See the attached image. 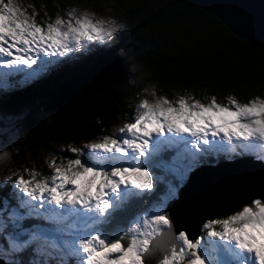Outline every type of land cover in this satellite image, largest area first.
<instances>
[{"label": "snow or ice", "instance_id": "6c2138e0", "mask_svg": "<svg viewBox=\"0 0 264 264\" xmlns=\"http://www.w3.org/2000/svg\"><path fill=\"white\" fill-rule=\"evenodd\" d=\"M38 15L35 5L0 0V91L35 81L122 28L75 7L55 19ZM17 73L23 78L10 82ZM151 96L113 134L69 146L73 157L59 163L51 159L48 175L38 179L25 168L28 178L11 181L0 196L6 264H264V198L206 221V237L177 230L169 208L209 156L264 161V96L240 102L229 95L226 103L169 99L154 89ZM10 156L0 149V163Z\"/></svg>", "mask_w": 264, "mask_h": 264}, {"label": "trees", "instance_id": "16d2710c", "mask_svg": "<svg viewBox=\"0 0 264 264\" xmlns=\"http://www.w3.org/2000/svg\"><path fill=\"white\" fill-rule=\"evenodd\" d=\"M29 1L39 13L37 20L55 19L68 9L64 0ZM85 1L117 3L130 27L119 31L106 47L94 44L91 54L74 57L78 62L75 67L61 62L54 73L48 71L49 75L31 82L33 86L0 91V126L13 125L18 137L10 156V171L15 173L8 178L7 187L0 188V196L11 187L16 170L25 178L28 174L23 169L35 170L42 174L37 177L41 179L50 172L47 154L57 155V160L73 157L65 150L69 146L83 147L98 136L113 134L142 99H153V89L169 99L191 95L202 102L211 96L223 103L229 95L240 102L264 96V49L233 34L213 12L194 1ZM104 53L114 54L124 66L117 83L98 86L80 100L69 98L55 107L42 103L45 91L66 82ZM12 79V83L18 81ZM224 160L220 154L213 155L203 164ZM226 185L219 186L220 190H232ZM159 190L163 191V185Z\"/></svg>", "mask_w": 264, "mask_h": 264}, {"label": "water", "instance_id": "95a60500", "mask_svg": "<svg viewBox=\"0 0 264 264\" xmlns=\"http://www.w3.org/2000/svg\"><path fill=\"white\" fill-rule=\"evenodd\" d=\"M192 1L199 4L204 9L213 12L216 17L221 20L222 23L233 34L247 41H251L252 43L264 49V0ZM123 70L124 66L122 65L121 60L117 56L111 53H104L100 57H98L96 61L84 67L81 71L76 73L72 78L68 79L66 82L55 85L45 91L42 96V103L48 107H55L56 105L63 104L64 102L69 100V98L71 100H80L81 98L85 97L87 95L86 92L91 89H95L98 86L99 88H101V86H108L112 83H117V81L122 75ZM92 80L98 83L94 87H91L90 84ZM84 82H87V85H85ZM53 91H55V93L53 94L51 101V94L49 93ZM221 168L224 169L225 173H239L234 176L252 175L258 180L256 181V184L261 185V188L252 191L256 194H252L247 197L245 196V199L242 200L241 203H239L240 206L248 202L250 198H264V162L258 159H253L251 156L245 155L232 160H226L215 164H206L199 166L190 175L191 178L193 174L197 173L195 177L191 178V180L189 179V183L187 182L184 187L181 188L179 193V199L176 201H172L170 205L174 202L181 201L184 198L185 193H191L198 186V176L204 173H208L210 175H215L216 173L218 174V171H220ZM240 170H242V172H239ZM187 184H189L188 186L191 187H185ZM182 203H180V205ZM239 207L233 208L220 215H214L211 218L202 219V221L197 224L194 228L196 229V235L194 236V238L200 235L201 226L205 221L224 217L230 212L238 210ZM178 227L177 230H184L187 232V230L181 228V226L180 228Z\"/></svg>", "mask_w": 264, "mask_h": 264}, {"label": "bare ground", "instance_id": "6f19581e", "mask_svg": "<svg viewBox=\"0 0 264 264\" xmlns=\"http://www.w3.org/2000/svg\"><path fill=\"white\" fill-rule=\"evenodd\" d=\"M92 81L90 83L91 87L98 84L97 82ZM84 84L87 85V82H84ZM218 172H222L221 175H218L217 173L215 175L201 174L203 176L198 179V181L201 180L198 186L191 193L188 192V194H183L184 198L181 200L183 203L181 201L174 202L169 207L170 209H174L172 214L176 222V226H181V228L187 230L191 237H193V228H195L196 225L202 221V219L211 218L216 213L223 214L233 208L239 207V203L245 199V196L247 197L252 194H256L252 191L261 188L260 184H256V181L258 180L252 175L234 176L239 173H225L222 168ZM239 172H242V170ZM196 174L197 173L193 174L191 178H194ZM225 184L228 185H226L227 188L231 187L232 190H220L221 187L219 186H223ZM188 185L189 184L185 187ZM180 203L182 204L180 205Z\"/></svg>", "mask_w": 264, "mask_h": 264}, {"label": "rangeland", "instance_id": "374dc122", "mask_svg": "<svg viewBox=\"0 0 264 264\" xmlns=\"http://www.w3.org/2000/svg\"><path fill=\"white\" fill-rule=\"evenodd\" d=\"M65 1V4H67L68 8L69 7H75L77 8L78 10H88L90 12H95L97 13L98 15H101V16H104V17H110V18H113L119 25H122V28H120L117 33L119 31H122L124 29H127L130 27V24L128 23V21L124 18L123 16V9L121 6H119L117 3L115 2H112V1H108V2H105V3H102V4H92L90 2H87L85 0H64ZM17 3L19 4H22L23 6H28V5H32L30 4V1L29 0H17ZM120 3V1L118 2ZM127 2L125 1L124 3L121 2V4H123V6L126 4ZM28 11L31 12V8H28ZM117 33L114 35L113 39H115ZM154 36H151L150 38H152ZM110 41L106 42L105 44L101 45L99 43H96L97 45H100L101 47H106L108 45ZM94 49L91 48V51H87L85 52V54H91V52L93 51ZM80 53H77L75 54L74 57H78ZM123 57H126V54L123 52L121 53ZM81 61V60H80ZM62 63H64L63 65H69L71 67H75V65L78 63L76 62V59L72 58V59H67V60H63L61 61ZM55 66H58V65H54L50 71L52 73H54V68ZM35 67V66H34ZM3 71H9L8 69H2ZM49 71V72H50ZM48 72V73H49ZM48 73H45L44 75H49ZM19 80H21L23 78V74L22 73H17L15 76L13 77H10V79L12 78H16ZM13 80V79H12ZM37 80V79H36ZM28 86H33L32 83H29L27 84ZM147 93H150L152 91V88H146ZM85 91V90H84ZM55 93V91L49 93L51 94V101H52V96L53 94ZM187 97H191V95H186ZM134 113V112H133ZM123 124V123H122ZM121 124V125H122ZM120 125V126H121ZM118 126V127H120ZM17 140H18V137H17V133H16V130H15V127L13 125H5L4 127H1L0 126V149H7L8 151H10V153L16 149V144H17ZM222 157H225L226 158V155L225 154H220ZM253 158H256L255 155H251ZM57 155H54V154H47L46 158H47V162H49L51 159L55 158L57 160ZM236 158V157H234ZM233 158V159H234ZM227 159V158H226ZM257 159V158H256ZM228 160V159H227ZM262 161V160H261ZM57 162L59 163L60 162V159L57 160ZM66 162V161H65ZM264 162V161H262ZM11 160L10 158L4 162V163H0V173L3 172V176L2 178H0L1 182L3 181H7L8 178L11 177L12 174H14L15 172H11L10 169H11ZM52 171V169H50V172ZM152 171L156 174V175H160L161 174V171L160 169H155L153 168ZM17 174H15L14 178L11 180V181H14L17 176L20 175V171L16 170ZM49 172V173H50ZM223 172V171H222ZM222 172H218V175H221ZM48 173V174H49ZM208 173H205L203 175H207ZM203 175L199 176L197 178V181L199 178H201ZM209 175V174H208ZM28 178V177H27ZM201 182V180L198 181V183ZM11 185V183H10ZM11 188V187H10ZM209 221V220H207ZM206 222V221H205ZM204 222V223H205ZM203 223V224H204ZM203 224L201 227H203ZM180 228V226L178 227ZM192 235L194 238V236L196 235V229L193 228V231H192ZM201 235V234H200ZM199 235V236H200ZM202 236H205L206 237V234L205 235H202ZM1 261H3L5 264H6V260L3 259V258H0ZM0 261V262H1ZM3 262H1L0 264H2ZM3 263V264H4Z\"/></svg>", "mask_w": 264, "mask_h": 264}]
</instances>
